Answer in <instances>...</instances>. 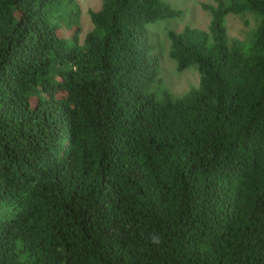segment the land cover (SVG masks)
<instances>
[{
    "label": "trees",
    "instance_id": "obj_1",
    "mask_svg": "<svg viewBox=\"0 0 264 264\" xmlns=\"http://www.w3.org/2000/svg\"><path fill=\"white\" fill-rule=\"evenodd\" d=\"M202 9L168 32L201 76L177 97L164 0H102L84 42L77 0H0V264H264V0Z\"/></svg>",
    "mask_w": 264,
    "mask_h": 264
},
{
    "label": "rangeland",
    "instance_id": "obj_2",
    "mask_svg": "<svg viewBox=\"0 0 264 264\" xmlns=\"http://www.w3.org/2000/svg\"><path fill=\"white\" fill-rule=\"evenodd\" d=\"M172 7L183 12L180 18L167 20L156 25L153 30L155 51L160 61V77L163 86L174 96L181 97L200 86V73L195 66L179 70L178 64L170 57L171 42L168 32L182 33L186 27L206 30L211 22L209 12L203 5L216 6L217 0H164ZM82 13L81 41L93 30L92 12L102 8V0H77ZM258 20L253 15H230L226 19L228 35L231 39L243 41L256 28Z\"/></svg>",
    "mask_w": 264,
    "mask_h": 264
},
{
    "label": "clouds",
    "instance_id": "obj_3",
    "mask_svg": "<svg viewBox=\"0 0 264 264\" xmlns=\"http://www.w3.org/2000/svg\"><path fill=\"white\" fill-rule=\"evenodd\" d=\"M152 242L155 243V244H159V243H160V238H159V236H153V237H152Z\"/></svg>",
    "mask_w": 264,
    "mask_h": 264
}]
</instances>
